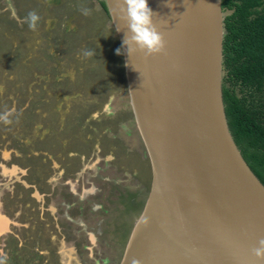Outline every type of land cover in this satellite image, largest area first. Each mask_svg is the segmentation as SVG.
I'll list each match as a JSON object with an SVG mask.
<instances>
[{"label": "rangeland", "instance_id": "374dc122", "mask_svg": "<svg viewBox=\"0 0 264 264\" xmlns=\"http://www.w3.org/2000/svg\"><path fill=\"white\" fill-rule=\"evenodd\" d=\"M117 48L98 0H0V113L16 109L0 122L5 264L122 261L152 170Z\"/></svg>", "mask_w": 264, "mask_h": 264}, {"label": "water", "instance_id": "95a60500", "mask_svg": "<svg viewBox=\"0 0 264 264\" xmlns=\"http://www.w3.org/2000/svg\"><path fill=\"white\" fill-rule=\"evenodd\" d=\"M120 45L123 0H104ZM165 50L128 57L126 84L152 170L120 264H264V185L230 133L222 0H148Z\"/></svg>", "mask_w": 264, "mask_h": 264}, {"label": "trees", "instance_id": "16d2710c", "mask_svg": "<svg viewBox=\"0 0 264 264\" xmlns=\"http://www.w3.org/2000/svg\"><path fill=\"white\" fill-rule=\"evenodd\" d=\"M108 14L104 0H98ZM222 94L233 140L264 185V0H222Z\"/></svg>", "mask_w": 264, "mask_h": 264}, {"label": "clouds", "instance_id": "9594fccd", "mask_svg": "<svg viewBox=\"0 0 264 264\" xmlns=\"http://www.w3.org/2000/svg\"><path fill=\"white\" fill-rule=\"evenodd\" d=\"M83 15H89L90 10L82 8ZM120 16L122 22L126 27L124 38L122 40L121 48L116 49L117 55L123 54V49L126 48L128 57H131L137 51L145 54V57L160 54L165 50V40L163 35L158 31L154 23L156 14L148 5V0H123L120 5ZM41 17L35 11H30L25 17V22L28 27L36 31ZM117 28L116 31H120ZM93 51L85 50L83 55L85 58L91 57ZM16 109L13 107L0 113V122L4 124H11L12 117L15 115ZM254 256L257 260L264 261V239L258 241V247L253 250ZM6 256H0V264H5ZM133 264H137L136 261Z\"/></svg>", "mask_w": 264, "mask_h": 264}]
</instances>
